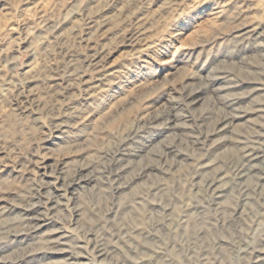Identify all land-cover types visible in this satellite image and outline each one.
<instances>
[{"label":"rangeland","instance_id":"obj_1","mask_svg":"<svg viewBox=\"0 0 264 264\" xmlns=\"http://www.w3.org/2000/svg\"><path fill=\"white\" fill-rule=\"evenodd\" d=\"M239 110L198 163L160 167L182 130ZM242 144L264 170V0H0V264H264V175L238 215L192 177L226 172ZM141 159L129 187L152 174L173 208L147 240L151 197L108 188Z\"/></svg>","mask_w":264,"mask_h":264},{"label":"bare ground","instance_id":"obj_2","mask_svg":"<svg viewBox=\"0 0 264 264\" xmlns=\"http://www.w3.org/2000/svg\"><path fill=\"white\" fill-rule=\"evenodd\" d=\"M197 91H198V88H194L192 90V92H190V94L187 95V98L190 99L191 104H195L199 101L198 98L194 97L196 95ZM193 94H195V95H193ZM196 96H198V95H196ZM246 112L247 111H245V110H239L238 113H224L222 115V117L215 120L214 122L210 121V123H208V124L206 123L207 126H206L205 130L201 131V129H200L195 134L194 133L193 134L192 133L186 134L182 130L181 134H178L179 135L178 144H179V146L180 145L182 146L181 149H183V151L176 150L172 146H169V144H167L168 147H165L166 149L164 151L161 150V151L156 152L158 155L154 153L155 155L158 156V158H156L157 161L158 162L162 161L164 163L160 167L164 168V166H167V167H169L170 165L172 166V163H171L172 158L173 157L175 158L176 156L179 157V155L181 156L182 159L187 160V162H189L190 165L195 163V162L198 163L199 159L201 157H198V154L195 153V151L196 150H199V151L204 150L205 146L208 145L206 143L208 140H210V136L217 134V133L227 131L233 125L235 120L243 117L244 114H246ZM205 118H207V117H205ZM181 124H184V122H182ZM199 127L201 128V126H199ZM212 141H214V140H212ZM171 144H172V142H171ZM189 149H191V152L189 151ZM262 152L263 151L260 147L243 146V144H242V148H240V156H239L240 158L237 161H235V163H232L231 165H229V168L226 169V172L223 173L222 171H220L218 173L211 175L210 177L204 178L203 181H202V178L199 177L198 174L195 173V174H193L192 177L194 180H197V179L198 180L195 182L194 185L196 186V188H202L204 190V193L206 195V199H207L208 203L218 205L219 203H221L220 201H224V202L228 201V203H231L229 206L231 214H234V215L235 214L236 215L241 214V212H242L241 209L243 208V206H245V203H244L245 198H247V195L252 193V191H255V188L258 186L257 183H260V181L263 178L264 170H263L261 164H260L261 166L258 165L259 162L263 161L261 159V158H263ZM151 155H153V154H151ZM199 155H200V153H199ZM150 156L146 155L145 156L146 160L148 159L149 161L150 160L156 161L154 159L155 158L154 155H153L154 158H152L153 156L152 157H150ZM145 157H142V158L144 159ZM143 159H141L140 162H138V163L137 162L133 163V162H131L132 161L131 160L128 164H126V165L124 164L123 168H121L120 172H118L119 175H121L122 172H123V175H124V173H126L124 175V177L122 178V179H124V181L120 182V183H117V182L115 183L113 181L115 184H113V182H112L113 185L111 187H108V188H110L109 194H110L111 198H113V197L116 198L117 196H115V194L118 195L119 194L118 192H122L126 188L129 189V193H131L137 189H141L140 190L141 192L145 193L146 196H148L149 198L151 197L150 198L151 199L150 204L156 210H155L154 214L152 215L153 218L151 219V226L152 227L147 232V234H145V236H144V239L147 240V239L156 238L159 235L160 231L163 230L169 224L171 217L173 216V208L169 206V204H171V203L163 202L161 200V198L158 197L157 193L154 192V189L156 186L152 183V178H154L155 176L152 174H148L146 179H142V180L140 179V181L138 183H136V185L133 184L134 185L133 187H131V188L129 187L131 180L135 179V177L136 178L140 177L141 174L144 173L143 169H142L143 173H140V174L133 173V171H135V168H138L137 164L140 165V163L143 161ZM151 162H149V163L152 164ZM144 164H145V162H144ZM129 166H132V170L127 171V169H129L128 168ZM142 177H143V175H142ZM150 179H151V181H150ZM199 181H200L201 185H200ZM253 183L255 186H252ZM262 183H261V186H262ZM214 207H216V206H214ZM184 212H185V209H183L182 211H179V213L181 215H184L183 214ZM42 221H43V219H39V223L36 226L41 227ZM117 226L118 227L116 228V231L110 234L111 237H117V238L121 237V234L123 233L125 226L124 225H117ZM63 237L64 236H61L60 239H62ZM62 243H63V241L59 242V244H62ZM130 244H133V243H130ZM64 252L67 253L66 250ZM95 253H97L96 256L101 257L102 255H104L106 253V251L104 250V248L100 244V245H97V250ZM85 259H86V256L83 253L77 252V253L72 254V255L67 254V256L64 258L63 263L64 264H89V262ZM97 263L98 264H111V263H106L104 260H101L99 262L97 261Z\"/></svg>","mask_w":264,"mask_h":264}]
</instances>
